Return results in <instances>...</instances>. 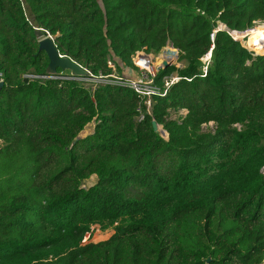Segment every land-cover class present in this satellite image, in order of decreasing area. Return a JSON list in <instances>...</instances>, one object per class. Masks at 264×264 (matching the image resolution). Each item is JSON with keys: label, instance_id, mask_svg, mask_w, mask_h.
<instances>
[{"label": "trees", "instance_id": "obj_1", "mask_svg": "<svg viewBox=\"0 0 264 264\" xmlns=\"http://www.w3.org/2000/svg\"><path fill=\"white\" fill-rule=\"evenodd\" d=\"M257 22L264 0H0V264H261L264 53L227 31ZM35 28L93 75L171 46L180 78L139 121L128 88L25 77L49 74Z\"/></svg>", "mask_w": 264, "mask_h": 264}, {"label": "built area", "instance_id": "obj_2", "mask_svg": "<svg viewBox=\"0 0 264 264\" xmlns=\"http://www.w3.org/2000/svg\"><path fill=\"white\" fill-rule=\"evenodd\" d=\"M225 27V26H224ZM221 29V28H220ZM223 29H226L223 28ZM227 30V29H226ZM228 33L232 36L233 39L237 40V36L234 32H239L235 30H227ZM203 59V58H202ZM209 59V56L207 60ZM144 61V63L142 62ZM206 60V61H207ZM132 63L136 68V73L134 76H124L120 75L116 71V66L113 62L108 61V66L111 69V72L108 74L98 73L97 75L91 74L87 71L84 76H76L70 71L68 73H63L60 71L57 75L56 73H49L48 75H34V74H25V77L28 78H53V79H67L81 83L82 85L90 88L92 91L95 90L98 86L103 85H116L128 88L135 92L141 99V105L138 108L139 115L137 120H142L144 112L150 113L152 98L156 95L164 96L166 94L167 88L174 82H176L180 77L164 79V83L159 85L157 83L156 74L158 72L157 68H161L160 65L157 67L153 65L152 59L143 53V51H138L132 56ZM203 71L206 72V66H204ZM165 77V76H164ZM162 82V81H161ZM142 105L145 106V111L142 110ZM86 240V239H85Z\"/></svg>", "mask_w": 264, "mask_h": 264}, {"label": "rangeland", "instance_id": "obj_3", "mask_svg": "<svg viewBox=\"0 0 264 264\" xmlns=\"http://www.w3.org/2000/svg\"><path fill=\"white\" fill-rule=\"evenodd\" d=\"M219 28L223 29L225 28L223 24L218 23ZM260 27H264L263 23L257 22L255 23V25L253 26V28H251L253 31H255V33L253 34H246L249 30L242 32L237 38L238 41L241 42V44L246 47L249 51L254 52V54H263L264 53V34H260L257 28ZM236 33V32H234ZM238 33V32H237ZM239 34V33H238ZM248 35H255V39L256 41H259V39H261V44L260 41L258 43V45H260V47H252L248 44V39L250 38V36L248 37ZM259 38V39H257ZM144 54L148 55L152 61H153V65H156L157 67H159L162 59H168L171 60V65L170 67H174L176 70H174L173 72H170L169 74H167V76L163 77L161 79L162 82H160V84H163L164 79H170V78H175V77H179V73H180V69L183 68V61H179L177 59V50L174 49L171 46H165L161 49V51L157 54H148L143 52ZM208 55V54H207ZM205 55L202 59L203 63L206 62L208 56ZM210 57V56H209ZM136 69V68H135ZM157 70H159V68H157ZM161 70V69H160ZM182 113H184V111H182ZM175 115H173L174 117ZM96 123V119L94 118L90 123H88L85 128L80 132L79 137L83 138L87 135H90L93 133L94 131V126ZM208 127L212 126V123L207 124ZM159 129L162 130L163 127L161 125H159ZM164 130V129H163ZM158 134L163 137L164 139H167V132L165 131L164 133H162L161 131L158 132ZM260 173L262 175H264V165L261 167L260 169ZM96 181V176L92 175L89 179L83 181V186L84 187H88L90 185H92L94 182ZM114 223L109 221V220H105L103 222L100 223H95L92 226H90V228L88 229L87 233L85 232L81 242H86V241H101V240H105L106 238H108L113 231L114 228ZM86 239V240H85ZM261 264H264V260Z\"/></svg>", "mask_w": 264, "mask_h": 264}, {"label": "water", "instance_id": "obj_4", "mask_svg": "<svg viewBox=\"0 0 264 264\" xmlns=\"http://www.w3.org/2000/svg\"><path fill=\"white\" fill-rule=\"evenodd\" d=\"M218 29L220 28L218 27ZM34 32L36 36L39 38V41H38L39 51H45L48 57V65L46 68L47 73H56L57 70H61V71L67 70L76 76L86 75L87 71L83 67L77 64L71 58L67 56H63L59 53L54 43V39L50 35H43V32L40 28H35ZM170 65H171V60H168V59H162L160 63V67L162 69H165ZM1 84L2 82H0V85ZM151 124H152V128L154 132L156 133H158L159 131H161L162 133L165 132V130L159 129V124H157L155 120H152ZM77 138H79V135L77 136Z\"/></svg>", "mask_w": 264, "mask_h": 264}, {"label": "bare ground", "instance_id": "obj_5", "mask_svg": "<svg viewBox=\"0 0 264 264\" xmlns=\"http://www.w3.org/2000/svg\"><path fill=\"white\" fill-rule=\"evenodd\" d=\"M263 25H264V23H263ZM258 29V31L257 32H259L260 34H264V27H260V28H257ZM239 33V34H238ZM236 32V33H234L237 37L242 33V32ZM248 33H250V34H253V33H255V31H253L252 29L251 30H249L246 34H248ZM208 56V55H207ZM142 62L144 63V61L142 60Z\"/></svg>", "mask_w": 264, "mask_h": 264}, {"label": "crops", "instance_id": "obj_6", "mask_svg": "<svg viewBox=\"0 0 264 264\" xmlns=\"http://www.w3.org/2000/svg\"><path fill=\"white\" fill-rule=\"evenodd\" d=\"M123 70L126 71V73H123L124 76H134L136 73V70L130 69V68H124Z\"/></svg>", "mask_w": 264, "mask_h": 264}]
</instances>
